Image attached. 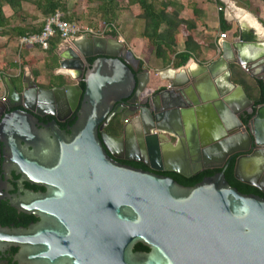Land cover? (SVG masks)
Instances as JSON below:
<instances>
[{"label": "water", "instance_id": "water-1", "mask_svg": "<svg viewBox=\"0 0 264 264\" xmlns=\"http://www.w3.org/2000/svg\"><path fill=\"white\" fill-rule=\"evenodd\" d=\"M249 41L240 32L221 43L197 80L187 64L157 72L168 83L161 110L150 69L138 71L117 36L87 33L60 47L54 73L71 83L43 88L25 69L18 89L3 75L0 264H264V182L243 183L223 165L247 149L238 115L254 108L230 64L264 87V38ZM186 97L198 115L195 126L190 114V137L176 130ZM255 113L259 119L264 101ZM171 132L182 147L175 158ZM185 138L197 161L203 152L219 163L202 169L197 162L192 173L202 170L187 179L158 172L191 175L180 169L189 161ZM123 143L149 157L127 159L149 168L123 159Z\"/></svg>", "mask_w": 264, "mask_h": 264}, {"label": "crops", "instance_id": "crops-1", "mask_svg": "<svg viewBox=\"0 0 264 264\" xmlns=\"http://www.w3.org/2000/svg\"><path fill=\"white\" fill-rule=\"evenodd\" d=\"M165 3L171 2L173 7L177 9L185 19L193 20L195 28L193 29V39L198 45L196 53L192 55L185 64L180 66L173 65L174 54L169 58L168 64H164L162 59L155 56L153 47L147 46V43L140 34V27L136 29V33L124 31L126 38L123 37L124 44L132 52L138 62L144 67L150 69L151 76L153 72H159L166 68L178 69L181 66H186L185 70L195 73L194 80L201 77L198 72L201 64H208L209 62L217 59L221 55V43L224 41L235 40L240 32L245 38H249L251 43H258V39L264 38V0H163ZM160 4L162 0L158 1ZM221 8L219 10L218 8ZM22 13L15 19L13 11L9 5L3 6L4 15L8 18H13L12 26L26 27L28 30H38L42 28L44 19L46 16L42 15L39 10L35 8L29 2L22 3ZM195 12L197 14H195ZM221 20L227 24V28L221 27ZM125 30V29H123ZM3 31V32H2ZM226 32V38H220L219 34ZM10 27L0 28V67L1 69L7 67V69L13 72L10 76H19L21 68V56L26 60H32L39 68H44L46 51L41 50L38 46H27L26 48H20L18 45L17 35H12ZM254 40V41H253ZM68 45L69 43L59 42L55 52H57L61 46ZM64 48V47H63ZM185 49L184 37L178 32L176 35V46L174 53H180ZM179 58H176L178 61ZM16 63L15 66L10 64ZM239 66L236 63H231ZM230 64V67H231ZM3 65V67H2ZM17 66V67H16ZM28 65H23L22 68L25 71ZM240 67V66H239ZM17 68V69H16ZM52 74L54 73V69ZM241 68V67H240ZM0 69V75L2 71ZM242 69V68H241ZM31 71V70H30ZM32 72V71H31ZM245 72V71H244ZM24 73V72H23ZM21 72V75L23 74ZM219 71L217 72V74ZM246 73V72H245ZM247 74V73H246ZM33 75V74H32ZM49 73H41L35 79L37 84L46 87L49 84ZM220 75V73H219ZM248 75V74H247ZM3 76V75H2ZM59 76V75H57ZM249 76V75H248ZM250 77V76H249ZM64 78V77H63ZM232 79V74H231ZM254 79V78H253ZM261 80V79H259ZM233 81V79H232ZM262 81V80H261ZM234 82V81H233ZM201 87L200 82H196ZM235 83V82H234ZM167 81L157 77L155 80H150L149 86L156 92L167 86ZM237 84V83H236ZM4 86V85H3ZM202 88V87H201ZM3 87L0 83V94L3 92ZM174 132H171L170 136H173ZM173 138H170V141ZM185 138L184 147L186 152H189L188 142ZM173 141V140H172ZM177 144V140L174 141V147L177 152L171 154L172 157H177L182 154V147Z\"/></svg>", "mask_w": 264, "mask_h": 264}, {"label": "trees", "instance_id": "trees-1", "mask_svg": "<svg viewBox=\"0 0 264 264\" xmlns=\"http://www.w3.org/2000/svg\"><path fill=\"white\" fill-rule=\"evenodd\" d=\"M95 2L96 12L105 21L107 25L112 26L120 9L131 7V5H137L138 18L143 21V28L141 30V36L145 38L148 44L153 47L155 56L162 59L164 64H168L171 55L174 54L173 65L180 66L186 63V61L194 55L197 51L198 45L193 39V29L195 23L193 20L185 19L180 12L173 7L171 2L165 3L162 0L158 4L159 0H126L125 4H122L120 0H91ZM29 2L35 6L37 10L44 16H49L56 11H59L63 20L68 22H77L72 19L71 15L66 12V4L64 0H0V28L10 27L12 35L23 36L26 34L39 32L38 30H28L26 27L12 26L13 18H8L4 15L3 6L9 5L13 11V16L16 19L20 13H22V3ZM195 14H197L195 12ZM221 27L227 28V24L221 20ZM3 32V31H2ZM180 32L184 37L185 49L180 53L175 52L176 35ZM111 35H116V29L107 32ZM60 42L58 33L53 36L49 41V48L46 51V59L44 68L49 73V84L46 87H52L61 83L62 76L52 74V70L57 66L58 57L55 49ZM35 45H24L22 48ZM198 52V51H197ZM176 58H179L176 61ZM137 62L136 60H132ZM1 65V63H0ZM15 66L16 63L10 64ZM21 65H28L32 71L33 77L36 78L43 72L41 68L35 65L32 60H26L21 56ZM3 67V65H2ZM4 68V67H3ZM1 69V71L3 70ZM232 79L235 83L241 85L249 99H251L254 105L260 104L264 101V87L263 83L259 79H250L248 75L237 65L231 64ZM21 74L19 76H11V81L20 88ZM252 113L248 114L246 118L251 117ZM232 168V163L228 166ZM251 186V185H250ZM253 187V186H252Z\"/></svg>", "mask_w": 264, "mask_h": 264}, {"label": "flooded vegetation", "instance_id": "flooded-vegetation-1", "mask_svg": "<svg viewBox=\"0 0 264 264\" xmlns=\"http://www.w3.org/2000/svg\"><path fill=\"white\" fill-rule=\"evenodd\" d=\"M100 36L113 37L114 35H107L106 34V35H100ZM98 43H103V42L99 41ZM96 57L97 56L87 57V61L90 62L91 60L95 59ZM132 63L134 66L138 67V71H141V69L144 68V66L142 64H140L139 62H133L132 61ZM85 66H86V64H85ZM22 75H21V78H22ZM254 79H256V78H254ZM63 82L71 83V82H73V80H71L67 77H65V79H64L62 77L61 83H63ZM39 86H41V85H39ZM41 87L49 88V87H44V86H41ZM164 88L159 89L156 92H154L153 103H154V105H157L156 107L158 108V110H161L163 107L159 92L162 91ZM190 101L191 100H189L187 97L182 98L181 102H180V106L177 107V115L175 116V118H177L176 124L179 127V129H176V130L179 134H181L182 137H185L186 134H189V137L191 136V128L193 125L192 123L189 122V118H190L191 113L193 114V116L195 118L194 119L195 120V123H194L195 126H198V122H197L198 115H197V112H196V109L194 108V106H193V108L189 106L188 102H190ZM6 103H7L6 99L4 101L0 99V107ZM257 105H259V104H257ZM190 108H192V109L189 110ZM255 112H256V105H254V108L252 111H250L249 109H245L244 111L240 112V114L238 115L239 120H241L245 126H244V129L237 130V131H239L240 133H243V131L248 132L251 140H250L249 145L247 146V149L235 152V155L231 159H230V157H228L223 162V165L229 166L232 163V169H234V178L235 179H237L241 182H243V181L240 179L251 181V182H257L263 186V182H264V178H263V174H264V113L261 115V117L259 119H255L254 118L256 115ZM250 113H252L251 117L246 118L247 115ZM201 118L204 119V117H202V116H201ZM144 121H145V124H147V125L149 124L146 116H145ZM145 124H143V126L141 125V131L142 132H143V130H145V127H144ZM238 129H240V128H238ZM148 130H149L148 132H154L155 133V131L152 129L151 130L148 129ZM228 134H229V136L231 135V133H228ZM170 138H173V139H171L172 146L174 145V141H176V140H177V144L179 143L178 136L173 135V136H170ZM238 145L241 146L240 144H238ZM173 148H174L173 153L175 154V152H177L176 149H178V148L177 147L175 148L174 146H173ZM201 150L202 149L200 148V152H201ZM204 154L205 153L201 152V154H199V156L201 157L200 158L201 160L197 161L195 159L194 155H190V153L187 152V155L189 156V161H187V163H186L187 167L186 168H180V169L186 174L191 173V175L189 177H184V176H182L176 172H173V171H158V172H171V173H174V174H176V175H178L184 179H187V178H190V177L196 175L198 172H200L202 169H204L208 165L219 163L218 160L214 161L208 157H206V159H205ZM125 156H134V157H138L141 159H144V158L148 159L149 158L148 156L145 157L140 152L137 154L128 152L126 150V145L123 143L122 144V158L127 159ZM173 158H175V157H173ZM190 158L191 159L194 158L195 160H190ZM127 160L134 161L137 163H141V164H144L145 166H147L144 162H141L138 160H132V159H127ZM197 162H199L200 166H202V169L196 173H192V169L195 167ZM238 162H239V169L237 170V172H235V167H236L235 165ZM160 164L163 165V163H160ZM236 175L240 178L238 179L236 177ZM259 175H260V179L257 180L256 177H258ZM253 187L256 188L255 186H253ZM256 189H258V188H256Z\"/></svg>", "mask_w": 264, "mask_h": 264}, {"label": "rangeland", "instance_id": "rangeland-1", "mask_svg": "<svg viewBox=\"0 0 264 264\" xmlns=\"http://www.w3.org/2000/svg\"><path fill=\"white\" fill-rule=\"evenodd\" d=\"M64 1L66 4L67 14L71 15L72 19L74 21H77L82 26L93 29V31L99 36L106 34L111 35L108 34L107 32L112 30L114 26V28L116 29V35L114 36L120 38L124 43V40L122 39V34L123 37L126 38V33L124 31L129 30V32L132 34V32L136 33V29H138L139 27H140V31L143 28V21L138 18L139 8L136 4L131 5V7H127L122 10L120 9L117 18L114 21H112V26H111V25H107L105 21L100 17V15L96 12L95 2H92L91 0H64ZM120 1L122 4L126 3V0H120ZM145 41L147 43V46L149 47L150 45L148 44L146 39ZM26 69L31 70L28 67ZM41 69L43 71L42 73L48 72L47 69L45 68H41ZM14 72H19L21 74V72L23 73L24 70L21 66L20 71L18 70ZM13 74L14 73L9 71L7 67L3 68L2 70V75L10 76ZM2 75H0V83L3 87L4 84L2 81ZM157 77H158L157 72H153L152 76L150 74V80L151 79L155 80ZM248 78L253 79L252 77L249 76Z\"/></svg>", "mask_w": 264, "mask_h": 264}, {"label": "built area", "instance_id": "built-area-1", "mask_svg": "<svg viewBox=\"0 0 264 264\" xmlns=\"http://www.w3.org/2000/svg\"><path fill=\"white\" fill-rule=\"evenodd\" d=\"M221 10V8H218ZM58 33L60 42L70 43L73 39L84 34L90 33L97 35L93 29L82 26L78 22H68L63 20L59 11L47 16L44 19L42 28L39 32H34L18 37V45L22 48L24 45H36L41 50L45 51L49 48L50 39ZM220 38H226L227 33L221 32ZM3 92L0 94V99L5 100L6 91L3 86Z\"/></svg>", "mask_w": 264, "mask_h": 264}, {"label": "bare ground", "instance_id": "bare-ground-1", "mask_svg": "<svg viewBox=\"0 0 264 264\" xmlns=\"http://www.w3.org/2000/svg\"><path fill=\"white\" fill-rule=\"evenodd\" d=\"M254 129V128H253Z\"/></svg>", "mask_w": 264, "mask_h": 264}]
</instances>
